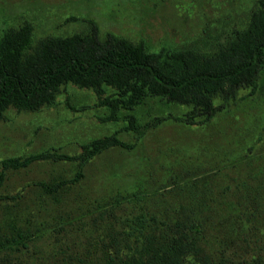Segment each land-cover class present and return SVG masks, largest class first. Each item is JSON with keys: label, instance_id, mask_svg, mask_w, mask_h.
Wrapping results in <instances>:
<instances>
[{"label": "rangeland", "instance_id": "rangeland-1", "mask_svg": "<svg viewBox=\"0 0 264 264\" xmlns=\"http://www.w3.org/2000/svg\"><path fill=\"white\" fill-rule=\"evenodd\" d=\"M263 11L261 0H0V28L28 21L37 43L42 37L90 33L95 24L100 37L111 32L144 40L154 51L192 50L199 63L222 65L239 57L233 54L236 44L253 19L264 21ZM249 86L244 81L233 87L225 83L214 94V104L221 108L209 119L198 113L190 118L191 103L150 99L138 109L140 135L126 128L127 118L104 120L106 108L99 105L97 91L70 82L37 108L3 110L0 221L10 204L21 222L29 220L35 234L20 258L44 264L60 247L65 254L82 255L99 242L105 228L117 227L121 217L140 209L164 215L163 210L185 198L195 197L196 204L207 199L205 209L238 218L248 206L258 209L261 199L254 198L264 194V87L247 95ZM112 134L131 146L109 145L95 154L85 163L83 177L62 190L59 201L41 189L40 180L72 177L84 145ZM259 135L261 141L249 149ZM39 152L45 156L26 166L2 168L6 157ZM202 173L209 176L199 182ZM137 189L147 193L144 201L127 199L109 210L119 192ZM101 204L103 216L95 208ZM245 232L228 236L227 255L238 260L250 256L254 235Z\"/></svg>", "mask_w": 264, "mask_h": 264}, {"label": "trees", "instance_id": "trees-1", "mask_svg": "<svg viewBox=\"0 0 264 264\" xmlns=\"http://www.w3.org/2000/svg\"><path fill=\"white\" fill-rule=\"evenodd\" d=\"M93 25L90 33L42 37L37 43H33L32 24L28 21L18 27H1L0 117L9 106L34 109L50 102L59 86L70 82L97 91L99 105L106 108L104 120L127 118L126 128H133L140 135L138 109L150 99L166 104L191 103L190 118L198 113L209 119L221 108L214 104V94L225 83L233 87L241 81L247 82L250 85L247 95L264 87V21L258 23L253 19L245 38L234 48L233 54L239 57L222 65H213L210 60L199 63V54L192 50L154 51L144 40L134 41L111 32L100 37ZM176 118L181 119L179 115ZM257 138L248 144L249 149L262 136ZM115 144L131 146L115 134L95 138L84 145L72 177L40 180L41 189L59 201L62 190L83 177L85 163L103 148ZM44 156L39 152L22 158L6 157L1 160L2 168L26 166ZM207 176L202 173L199 182ZM2 181L3 171H0ZM225 193L222 191V196ZM146 195L141 189L127 194L119 192L109 210L127 199L144 201ZM257 199L261 202H256ZM254 201L258 209L248 206L239 218L227 216V212L219 209H205L207 199L196 204L195 197L175 202L173 208L163 210L164 215H159L157 210L140 209L130 217H121L117 227L111 224L105 228L99 242L92 243L91 251L82 255L77 252L73 255L72 251L65 254L60 247L55 250L54 259L44 264H264L263 192ZM103 205L95 207L100 216L104 215ZM9 208L10 204H5L6 215L0 221V264H30L20 255L25 257L24 250L29 249L35 234L30 230L29 220L21 222L22 218ZM246 228L254 235L250 256L238 260L227 255L228 236L244 235ZM41 234L42 228L37 238Z\"/></svg>", "mask_w": 264, "mask_h": 264}]
</instances>
